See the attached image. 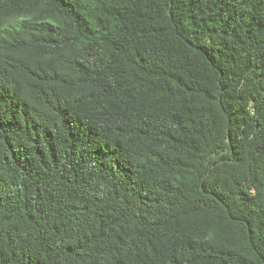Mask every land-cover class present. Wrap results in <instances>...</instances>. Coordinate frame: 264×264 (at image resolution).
Instances as JSON below:
<instances>
[{
	"label": "trees",
	"instance_id": "obj_1",
	"mask_svg": "<svg viewBox=\"0 0 264 264\" xmlns=\"http://www.w3.org/2000/svg\"><path fill=\"white\" fill-rule=\"evenodd\" d=\"M0 264H264V0H0Z\"/></svg>",
	"mask_w": 264,
	"mask_h": 264
}]
</instances>
